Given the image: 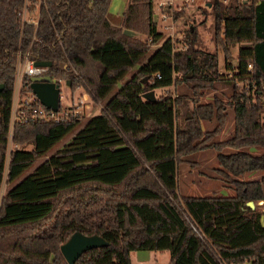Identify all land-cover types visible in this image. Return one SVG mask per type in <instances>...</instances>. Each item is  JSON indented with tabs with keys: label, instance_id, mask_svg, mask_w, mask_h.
Segmentation results:
<instances>
[{
	"label": "trees",
	"instance_id": "obj_1",
	"mask_svg": "<svg viewBox=\"0 0 264 264\" xmlns=\"http://www.w3.org/2000/svg\"><path fill=\"white\" fill-rule=\"evenodd\" d=\"M109 3L41 0L33 27L18 15L23 0H0V184L5 173L9 185L0 196V264H67L58 246L75 231L106 244L83 251L73 264H131L133 250L167 251V264H264V214L247 203L264 200V175L237 178L264 170V0H209L212 51L197 48L193 28L181 50L162 39L152 0H125L118 26L107 20ZM23 56L50 62L44 76L71 92L81 88L89 103L102 106L18 178L79 122H16L8 136ZM29 83L24 76L22 88L29 91ZM218 83L227 87L226 102L215 93L200 102ZM177 85L189 94L142 98ZM227 111L232 132L218 140ZM202 121L213 125L202 130ZM9 137L17 147L5 166ZM203 149L216 152L212 171L233 195L178 192L177 166Z\"/></svg>",
	"mask_w": 264,
	"mask_h": 264
},
{
	"label": "rangeland",
	"instance_id": "obj_2",
	"mask_svg": "<svg viewBox=\"0 0 264 264\" xmlns=\"http://www.w3.org/2000/svg\"><path fill=\"white\" fill-rule=\"evenodd\" d=\"M222 3H226L228 0H221ZM162 2L159 6L158 3ZM209 0H152V11L155 17V27L157 32H159L164 38H170L174 42L175 48L181 50L184 48L182 44V38L185 33L189 30H197V40L198 47L203 51H212L213 46L210 41L211 36V19L208 10ZM125 0H111V5H109V10H107V20L113 26H118L120 15L122 13L123 5ZM119 5V6H118ZM118 6V9H117ZM111 9V10H110ZM164 18H163V17ZM141 39L144 37L140 36ZM158 44V43H157ZM156 44L151 45L149 52L143 57L139 62L141 64L152 52ZM236 48V47H235ZM231 49V54L234 56L236 49ZM219 68L218 73H222L221 56L218 53ZM129 71L120 81L117 82L115 88L111 91V94L119 89L126 80H128L132 72L138 67V65ZM216 90L214 92H204L203 96L199 99L200 102L206 103L210 101L213 93H215L222 102H226L227 96L229 94L227 87L224 84L218 83L215 85ZM82 89L78 88L74 92L69 90L68 84L60 81L59 84V95L60 102L63 106H69L77 101L81 97ZM189 94L185 89L184 85H177L175 89L168 88L162 90H154V96L160 94ZM20 96H24L21 95ZM264 97V92L261 98ZM262 104V103H261ZM101 108L102 104L98 103L93 105L89 103L86 99L84 104L79 105L80 114L78 115V124L67 133L63 138L57 141L51 148L43 155L34 160V162L29 166L28 169L24 170L18 178L29 172L37 163H39L44 157L52 153L53 151L59 149L64 143L70 138V136L85 122L86 119L93 116L96 112V108ZM263 106V105H262ZM228 112L227 121L225 122L221 131L215 136L216 139L221 140L228 137L232 132V116ZM176 122H180L176 120ZM201 129H208L213 125V122H200ZM11 133V132H10ZM8 133V136H10ZM17 147L10 142V137L7 139L6 144V157L5 166L7 163V154L10 149ZM189 161L181 163L177 166L176 173V183L177 189L180 194L192 195V196H206V195H221V196H231L233 191L231 186L225 182L222 178L216 176L212 169L218 167V162L216 158V152L212 149H203L201 151L195 152L187 158ZM190 160L194 162L189 163ZM261 175H264V170H257L252 172H244L242 176L237 178L249 180L257 179ZM17 178V179H18ZM16 179V180H17ZM5 173L0 184V196L3 191L9 186L5 183ZM251 207L264 214V200H259L251 203ZM169 253L167 251H152V250H134L130 252L131 264H167ZM246 264V263H241Z\"/></svg>",
	"mask_w": 264,
	"mask_h": 264
},
{
	"label": "built area",
	"instance_id": "obj_3",
	"mask_svg": "<svg viewBox=\"0 0 264 264\" xmlns=\"http://www.w3.org/2000/svg\"><path fill=\"white\" fill-rule=\"evenodd\" d=\"M33 1L34 2L32 3L30 0H23V4L18 12V15L22 24L36 27L41 0ZM158 5L161 6L162 2H159ZM247 70H250V66H247ZM46 71L47 67H34L33 62L28 60L25 56L17 58L10 106L9 133L11 132L12 125L16 122L19 123L33 120L64 122L74 119L80 114L79 105L84 104L87 99L84 91L81 93V97L69 106H63L60 102L59 95L57 108L53 111L46 109L43 106H37L35 103L38 101L31 95L30 90L26 91V87L22 88L21 85L24 76L41 77L44 76ZM227 76L230 77L231 73ZM155 77H158V75H155ZM56 84L59 88L60 82ZM237 86L242 88V84L240 82H237ZM245 90L248 89L245 88ZM246 93L248 95L251 94L248 92ZM20 94L24 96H20ZM261 103L264 107V97L261 98Z\"/></svg>",
	"mask_w": 264,
	"mask_h": 264
},
{
	"label": "water",
	"instance_id": "obj_4",
	"mask_svg": "<svg viewBox=\"0 0 264 264\" xmlns=\"http://www.w3.org/2000/svg\"><path fill=\"white\" fill-rule=\"evenodd\" d=\"M155 16L153 15V21ZM125 35H132L128 30H122ZM34 67H49L50 62H33ZM67 84V83H66ZM29 90L38 103L46 109L55 111L59 101L58 85L49 76L30 77ZM144 100H154L153 91H148L142 95ZM251 206V202H247ZM106 241L99 235H84L80 232H73L61 242L58 250L67 264H73L74 260L85 250L100 245H105Z\"/></svg>",
	"mask_w": 264,
	"mask_h": 264
},
{
	"label": "crops",
	"instance_id": "obj_5",
	"mask_svg": "<svg viewBox=\"0 0 264 264\" xmlns=\"http://www.w3.org/2000/svg\"><path fill=\"white\" fill-rule=\"evenodd\" d=\"M109 5H111V0H110V3H109ZM109 5H108V9L107 10H109ZM119 6V5H118ZM118 6H117V9H118ZM124 6V5H123ZM111 10V9H110ZM122 11H123V9H122ZM156 17V16H155ZM98 107V106H97ZM97 109V112H98V110L100 109L99 107L98 108H96ZM96 112V113H97ZM134 251V250H133ZM130 252H132V251H130Z\"/></svg>",
	"mask_w": 264,
	"mask_h": 264
}]
</instances>
